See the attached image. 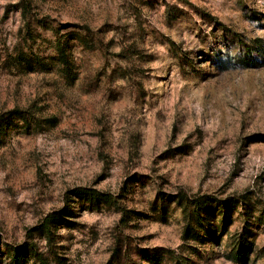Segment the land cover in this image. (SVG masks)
I'll return each instance as SVG.
<instances>
[{
    "label": "rangeland",
    "instance_id": "obj_1",
    "mask_svg": "<svg viewBox=\"0 0 264 264\" xmlns=\"http://www.w3.org/2000/svg\"><path fill=\"white\" fill-rule=\"evenodd\" d=\"M237 36L264 40V0H0V114L31 122L0 136V264H40L32 245L47 264H108L122 240L139 264H264V65L238 63ZM180 194L245 203L185 238Z\"/></svg>",
    "mask_w": 264,
    "mask_h": 264
},
{
    "label": "trees",
    "instance_id": "obj_2",
    "mask_svg": "<svg viewBox=\"0 0 264 264\" xmlns=\"http://www.w3.org/2000/svg\"><path fill=\"white\" fill-rule=\"evenodd\" d=\"M212 19L218 21L216 18ZM218 23L223 30L229 31L225 25L221 24L220 22ZM234 40L239 43L244 49L242 56L238 58L239 64L251 68H260L264 65V40L256 39L253 40L251 44H247L240 36H237V38H234ZM85 45L87 46L88 43L85 42ZM60 55L65 56V52L61 51ZM258 57L262 59V62L259 61ZM64 61L65 66L62 75H64L65 77H69L73 68L69 64H67L66 60ZM17 121L23 123L26 131L31 129V122L28 114L22 110L15 109L5 114H0V136L2 134H6V130L15 125ZM35 124V128L37 126L40 127L42 125V120L40 121L36 118ZM74 195L82 200L90 201L92 203L95 202L97 204L104 203L107 205H112L115 202V198L111 195L103 194L92 188L75 189ZM178 199L180 203L185 202L189 205H186V210L191 209L188 212L185 210V217L189 219H187V224L184 230L185 238H198L200 235H202L203 232L209 234L210 230L214 229L215 226L213 225L215 224L204 222L206 220L203 219L202 213L206 209L215 211L216 214L219 215L224 221L229 218L230 211L235 209L239 203H245L244 200L242 201V199H245L244 197L240 199L228 198L224 201L219 200L218 202H216L211 196L208 195L190 199L186 195L180 194ZM56 217L57 215H50L49 217H47L46 220H44L43 224L40 226L41 228L39 231H45L50 234L51 223L54 222V219H56ZM120 245L118 244L115 248L112 258L108 264H114L115 262L121 260L122 264H139L138 262L132 260L130 250L131 248L128 244L126 245L125 240H122V246ZM247 245V233H244L237 239V244L234 245L230 253V259L235 263L246 261L249 257V250H247ZM32 250L37 254L38 262L40 264H47L45 258L38 254V251L34 245H32ZM142 258L145 262H147V264H162L166 259L172 261V263L174 264H182V261L178 259V256H176L173 252L170 253L166 250H162L159 254L157 253L156 255H151V253L150 255L144 254ZM13 260L15 264H20V258L18 254H15Z\"/></svg>",
    "mask_w": 264,
    "mask_h": 264
}]
</instances>
